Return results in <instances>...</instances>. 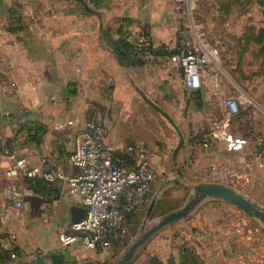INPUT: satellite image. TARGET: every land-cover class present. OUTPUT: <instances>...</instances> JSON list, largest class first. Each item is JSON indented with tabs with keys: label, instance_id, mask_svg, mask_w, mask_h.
<instances>
[{
	"label": "crops",
	"instance_id": "obj_1",
	"mask_svg": "<svg viewBox=\"0 0 264 264\" xmlns=\"http://www.w3.org/2000/svg\"><path fill=\"white\" fill-rule=\"evenodd\" d=\"M83 2L101 14L104 33L99 18L77 0H0V113L10 114L0 118V143L11 146L19 158L27 160V169L19 177L9 178L6 172L11 162L0 155V264H52L55 255L61 256L64 264L84 260L102 264L101 254L86 250L80 243L60 248L59 235L71 232L72 209L86 210L81 197L70 195L65 183L31 179L28 172L39 167L45 158H53L65 174H77L79 170L69 160L74 138L91 113L106 103L113 104L114 109L105 117L98 113L109 131L108 142L118 150L131 141L145 145L134 140L138 137L132 125L114 113L122 109L125 95L135 96L136 92L141 97L139 101L151 106L139 91L145 94L163 111L179 136L181 131L171 115L179 108L203 113L204 102L217 93L208 80L202 89L188 90L182 70L168 63L166 56L148 55L144 66L129 67L114 50L113 44L121 34L135 44L146 31L154 50L172 52L180 27L174 2ZM158 94L162 105L157 101ZM133 109L135 115L136 106ZM227 115L224 108V119ZM75 119L74 127L61 131L53 128L56 123ZM37 133L43 134L40 141ZM206 134L186 131L184 137L181 133L185 144L177 156V165L188 164L189 172L203 182L213 163L238 166L242 158L238 164L225 159L232 151L217 138L204 148ZM259 175L264 178V170ZM11 189L23 203L20 210L8 197ZM158 205L159 201L154 211ZM216 233L199 226L192 229L194 239L202 237L206 247L200 245L210 253L202 258L205 264H249L254 240H248L251 247L245 250L243 245L250 237L242 240L236 234L217 237ZM212 236L216 238L211 239ZM13 254L16 260L11 258ZM183 256L175 253V264H182Z\"/></svg>",
	"mask_w": 264,
	"mask_h": 264
},
{
	"label": "rangeland",
	"instance_id": "obj_2",
	"mask_svg": "<svg viewBox=\"0 0 264 264\" xmlns=\"http://www.w3.org/2000/svg\"><path fill=\"white\" fill-rule=\"evenodd\" d=\"M179 10H176L180 21L179 28L195 22L213 50L211 58L214 59V63L211 65L212 71L208 74V79L211 87L217 89V93L204 102L205 112H189L186 108H179L171 118L182 135L186 131H198L199 136L214 130L218 132L224 119L226 99L241 97L250 103L253 116L235 118L228 133L233 140L246 142L245 151H248L253 147L252 131L264 130V0H198L196 4L188 3ZM258 36L260 38L257 39ZM134 94L135 96L131 93L130 96L125 95L127 105H123L126 102L122 103V109L114 113L122 115L123 122L132 125L137 131L138 138L134 140H141L147 146L157 178L148 197L147 209L134 220L131 236L102 264H110L116 260L144 227L149 228L164 215L182 208L192 192L191 185L204 183L189 172L188 164L174 166L173 153L180 142L174 126L160 112L139 101L141 97L136 92ZM157 101L162 105L159 94ZM111 106L113 104L106 103L96 108V111L105 117L114 109ZM135 106L136 119L135 115H132ZM201 106L203 107L202 102ZM165 111L170 113L169 110ZM132 142L130 143L133 144ZM242 155L243 152H229L225 159L238 164ZM241 191L264 207V184L253 182ZM154 199L159 201V205L151 217H148ZM197 226L209 233L216 230V236L224 233L233 235L236 234L234 230L238 229L240 230L236 234L238 239L245 240L250 237L246 240V245L243 243L242 248L245 250L251 247L248 240H254V244L263 246L261 242L263 234L260 230L256 231L241 213L223 203L210 202L189 220L156 235L133 264H161V260L166 261V264H175L173 259L175 253L179 255L181 252L179 248L181 242H196V246L198 244L200 255L189 259L188 264H205L202 258L210 256V253H206L201 247L202 244L206 247L202 237L194 239L192 229ZM237 226H240V229ZM249 229L253 232L251 233ZM220 253L217 254L222 255Z\"/></svg>",
	"mask_w": 264,
	"mask_h": 264
},
{
	"label": "built area",
	"instance_id": "obj_3",
	"mask_svg": "<svg viewBox=\"0 0 264 264\" xmlns=\"http://www.w3.org/2000/svg\"><path fill=\"white\" fill-rule=\"evenodd\" d=\"M170 1L180 11L186 4H196L198 0ZM176 36L177 42L172 55L167 58L168 63L182 70L184 85L188 90H200L205 80L210 82L208 74L214 63L211 58L213 50L195 22L179 28ZM145 41L140 39L139 43L144 44ZM224 108L228 115L223 120L220 131L207 133L203 147L209 148L210 140L217 138L224 141L232 152H243V155L238 166L213 163L209 166L204 181L222 183L239 191L253 182L264 184V178L259 175L264 170V130L252 131L253 147L248 151H245L246 142L233 140L228 133L233 120L241 113H245L247 118L253 116L250 103L241 97H231L226 99ZM9 116L7 112L0 113V118ZM76 121L56 123L53 128L61 131L74 127ZM108 135L109 131L101 115L96 111L92 112L73 141V153L69 160L79 170L77 174H65L53 158H45L39 167L27 174L31 179L47 183H65L70 195L81 197L86 217L73 223L70 233L59 235L60 248L64 250L80 243L86 250L101 254L102 262L109 259L131 236L134 220L147 209L148 197L157 178L151 154L143 143L129 144L123 150H118L108 142ZM0 155L11 162L6 172L7 177L17 178L27 169V160L19 158L11 146L0 143ZM8 197L13 200L15 209L23 208L17 192L11 189ZM248 221L256 231L259 230L253 222ZM249 230L253 232L252 229ZM239 231L236 229L234 233L238 234ZM262 237L264 246V236ZM253 246L248 256L249 264H264V247L258 244ZM197 248L194 242H182L180 247L181 253L189 257L199 254ZM11 258L16 260L17 256L13 254ZM76 264L92 263L84 260Z\"/></svg>",
	"mask_w": 264,
	"mask_h": 264
},
{
	"label": "water",
	"instance_id": "obj_4",
	"mask_svg": "<svg viewBox=\"0 0 264 264\" xmlns=\"http://www.w3.org/2000/svg\"><path fill=\"white\" fill-rule=\"evenodd\" d=\"M84 4L89 12L95 14L101 22V32L104 33L102 16L100 13L91 11L83 0H77ZM119 62L122 64L121 60ZM139 91V90H138ZM140 95L153 108L159 111L163 116L167 117L163 111L152 101L148 100L145 94L139 91ZM178 130V128L176 127ZM179 132V131H178ZM180 142L173 153L174 163L177 165V156L179 151L185 144V140L179 132ZM192 192L184 204V206L176 211L164 215L158 219L149 228L143 231L133 240L130 246L112 263L110 264H133L141 256L150 241L159 233L170 228L178 223L189 220L195 215L204 205L210 202L223 203L229 207L236 209L239 213L247 217L253 222L264 236V207L248 197L245 193L222 183L204 182L191 185ZM157 199H154L148 211V217H151ZM86 217V210L73 208L72 222L78 223Z\"/></svg>",
	"mask_w": 264,
	"mask_h": 264
},
{
	"label": "trees",
	"instance_id": "obj_5",
	"mask_svg": "<svg viewBox=\"0 0 264 264\" xmlns=\"http://www.w3.org/2000/svg\"><path fill=\"white\" fill-rule=\"evenodd\" d=\"M262 34V33H261ZM259 34V35H261ZM260 36L257 37V39ZM144 39L146 40L144 44H140L139 40ZM149 34L144 31L137 39L136 43H132L129 41L125 34H121L120 40L113 44L114 50L117 56L123 61V63L129 67H141L144 66L146 61L145 58L148 55H156V56H166L167 58L172 55L173 52H167L164 49L161 51H156L152 47V43L150 45ZM245 113H241L238 118H243ZM37 133L36 135H38ZM43 136L42 133L38 135V140L40 141L41 137ZM196 257V256H195ZM195 257H189L187 255L183 256L182 264H188L190 262L189 259H193ZM52 264H64L63 259L59 255H55L52 257ZM161 264H164L163 262Z\"/></svg>",
	"mask_w": 264,
	"mask_h": 264
}]
</instances>
